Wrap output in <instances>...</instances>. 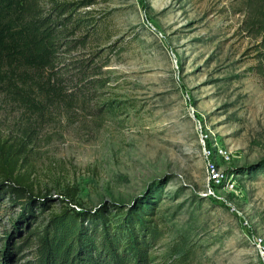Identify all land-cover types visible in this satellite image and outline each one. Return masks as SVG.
Here are the masks:
<instances>
[{
	"label": "rangeland",
	"instance_id": "374dc122",
	"mask_svg": "<svg viewBox=\"0 0 264 264\" xmlns=\"http://www.w3.org/2000/svg\"><path fill=\"white\" fill-rule=\"evenodd\" d=\"M244 1L92 0L81 10L92 23L73 37L85 39L67 55L107 64L89 105L35 114L0 94L1 141L27 192L46 197L30 229L76 191L77 209L106 204L115 223L148 214L161 232L151 264H264V79ZM201 127L231 154L222 169L235 187L219 197L205 192ZM22 211L2 196L0 264H33L37 241L10 240Z\"/></svg>",
	"mask_w": 264,
	"mask_h": 264
},
{
	"label": "trees",
	"instance_id": "16d2710c",
	"mask_svg": "<svg viewBox=\"0 0 264 264\" xmlns=\"http://www.w3.org/2000/svg\"><path fill=\"white\" fill-rule=\"evenodd\" d=\"M91 1L0 0V94L7 103L43 114L54 104L75 105L78 97L87 106L88 92L106 86L101 73L107 64L94 58L69 59L77 48L73 40L85 39L73 37L92 23L81 14ZM244 2L241 28L259 39L254 69L264 79V0ZM6 142L0 138V200L8 194L23 209L10 240L25 232L13 249L30 245L33 237V264H151L150 248L161 232L148 214L115 223L106 204L77 209L76 191L70 206L52 214L41 230L30 229L45 211L46 197L27 192L26 181L16 174L19 155Z\"/></svg>",
	"mask_w": 264,
	"mask_h": 264
},
{
	"label": "built area",
	"instance_id": "2783aa9c",
	"mask_svg": "<svg viewBox=\"0 0 264 264\" xmlns=\"http://www.w3.org/2000/svg\"><path fill=\"white\" fill-rule=\"evenodd\" d=\"M202 128V141L204 145V154L207 157L205 165L206 170V188L207 196L219 197L218 189L232 190L235 187V181L232 180V174L227 177V172L222 169L223 163L231 159V154L222 147L212 148L208 145L209 133H206Z\"/></svg>",
	"mask_w": 264,
	"mask_h": 264
}]
</instances>
